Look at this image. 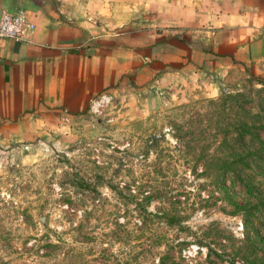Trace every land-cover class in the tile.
<instances>
[{"label": "rangeland", "instance_id": "1", "mask_svg": "<svg viewBox=\"0 0 264 264\" xmlns=\"http://www.w3.org/2000/svg\"><path fill=\"white\" fill-rule=\"evenodd\" d=\"M127 1L112 6L121 24L88 22L143 30L127 23L142 0ZM216 2L232 24L202 18L196 41L212 29L218 54L196 78L127 74L0 146V264H264V155L247 162L260 144L235 139L264 124V0Z\"/></svg>", "mask_w": 264, "mask_h": 264}, {"label": "crops", "instance_id": "2", "mask_svg": "<svg viewBox=\"0 0 264 264\" xmlns=\"http://www.w3.org/2000/svg\"><path fill=\"white\" fill-rule=\"evenodd\" d=\"M216 1L142 0L133 5L138 9L127 23L147 27L123 33L115 26L95 30L88 19L121 24L120 12L112 6L120 9L127 0H0V17L23 10L33 24L23 41L0 40V146L31 140L47 120L83 112L127 74L145 70L196 78L200 59L217 53L213 37L218 35L212 29L208 45L202 48L196 41L203 37L202 18L207 15L209 24H232L225 13L224 18L214 14L223 9ZM186 38L189 44L183 42Z\"/></svg>", "mask_w": 264, "mask_h": 264}, {"label": "built area", "instance_id": "3", "mask_svg": "<svg viewBox=\"0 0 264 264\" xmlns=\"http://www.w3.org/2000/svg\"><path fill=\"white\" fill-rule=\"evenodd\" d=\"M32 29V21L23 10H19L16 13H3L0 17V40L23 41L27 32Z\"/></svg>", "mask_w": 264, "mask_h": 264}, {"label": "trees", "instance_id": "4", "mask_svg": "<svg viewBox=\"0 0 264 264\" xmlns=\"http://www.w3.org/2000/svg\"><path fill=\"white\" fill-rule=\"evenodd\" d=\"M263 85H264V83H263ZM242 96V94H236V95H234L231 99H237V97L239 98V97H241ZM240 112V111H239ZM237 112H235V114H236ZM253 118H259L258 116L257 117H253ZM256 122L257 121H262L260 118L259 119H257V120H255ZM264 129V124L263 125H260V127L259 128H257V127H250L249 125H245V124H239L238 126H236L235 127V129H236V132H238V135L236 136V140H238L239 141V144L241 145H247L246 144V140H245V137L247 136V135H250V136H252L254 139H256V142L258 143V144H260V147L259 148H257L255 151H253V152H256V153H249V155L247 156V162H249V160L251 159V158H255L256 156H258V157H256V158H261L263 155H264V143H262L261 142V140H260V138L259 137H257V132H258V130L259 129ZM260 154V155H259ZM241 160H243V162H244V159H241ZM238 163V162H237ZM247 164V163H246ZM247 167H249V165L247 166ZM228 172H232V173H235L236 172V170H235V168H233V165H228V166H226L225 168H223V173H228ZM224 175V174H223ZM261 207H262V209H263V211H264V202L262 203V205H261ZM261 207H260V209L258 210L257 208H254L251 212L249 211V217L251 216H253V214H255L256 212H260L261 211ZM255 212V213H254Z\"/></svg>", "mask_w": 264, "mask_h": 264}]
</instances>
